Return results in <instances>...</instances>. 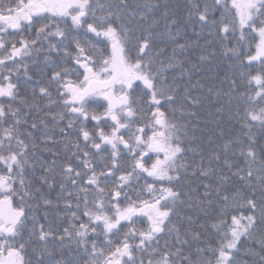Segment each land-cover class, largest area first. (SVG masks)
<instances>
[{"label": "snow or ice", "instance_id": "snow-or-ice-1", "mask_svg": "<svg viewBox=\"0 0 264 264\" xmlns=\"http://www.w3.org/2000/svg\"><path fill=\"white\" fill-rule=\"evenodd\" d=\"M184 12L0 0V264H64L56 240L86 264H264V0H185ZM40 54L47 82L27 96L21 69ZM61 205L71 224L56 232Z\"/></svg>", "mask_w": 264, "mask_h": 264}, {"label": "trees", "instance_id": "trees-1", "mask_svg": "<svg viewBox=\"0 0 264 264\" xmlns=\"http://www.w3.org/2000/svg\"><path fill=\"white\" fill-rule=\"evenodd\" d=\"M184 3L185 0H168L169 7L171 9H174L176 14L184 17L186 14L184 12ZM193 28L196 29V31H199V27L196 25H189L188 28L186 29V36L187 37H192L193 36ZM174 30V29H173ZM209 39L214 40V37H210ZM155 41H156V48L157 50L164 49V52L162 53V58H166L168 55L171 54L172 51V46L168 43V38L164 34V24L161 22L159 25L158 29L156 30V36H155ZM202 46H203V40L201 41ZM254 47V46H253ZM208 51H211V47L207 49ZM46 54H40L38 57V60H29L26 61L27 63V73H24V70L21 69V75L20 79L21 80H27L28 77H31V81L29 84L25 87L24 89V94L27 96L32 95V88L36 87V82L39 81L40 84H44L47 82V72L48 68L46 67L44 56ZM50 60H54L55 57H49ZM223 65V62H222ZM224 72H227L229 75H231V71L227 68L226 65H224L221 69ZM216 69L214 68L212 70L213 75L216 73ZM200 79H204L202 77H198ZM221 80L224 79L223 76L220 77ZM209 83H212V81H208ZM38 91V88H37ZM43 104H47V101H43ZM53 107L55 108L56 105L53 104ZM211 111L215 113V109L211 108L210 106H205V110H203L200 114L202 117L207 118L208 117V112ZM216 119H219L221 121V128L226 134H239V129L235 126V123L231 121V119L225 115L223 117H214ZM256 135L258 136L259 133L257 132ZM215 138V137H214ZM72 139H75L74 137ZM217 143H222V141L217 140ZM40 147H43L41 145ZM59 150V156L56 157V163L62 164L65 162V156H66V149L64 147H61L60 145H57V148H54L53 151ZM204 150L206 152H210L212 149L209 147L207 143V139L204 140ZM37 155L41 156V158H46L51 160L52 157H50L49 152L43 151V152H38ZM59 171V169H57ZM193 184H199L200 181H192ZM63 205H61V209L57 210L55 208L51 209L49 211L48 215V221L52 224L53 230L56 232H62L64 227H69L71 224V218L68 216L66 213L62 211ZM86 219V218H85ZM205 218L201 214V223H204ZM212 221H208L210 224ZM178 226L182 228L187 227L186 224H184L182 221H178ZM67 239V238H66ZM168 239L171 241L172 237H168ZM97 243H100L98 240ZM163 244V241L161 242ZM50 249L53 252L52 259L53 260H63L64 264H68V261L70 260H80V264H86V261L82 257V252L78 248V246L75 245V242L73 241L71 244L65 245L64 247H61L60 241L56 240L54 244H50Z\"/></svg>", "mask_w": 264, "mask_h": 264}]
</instances>
